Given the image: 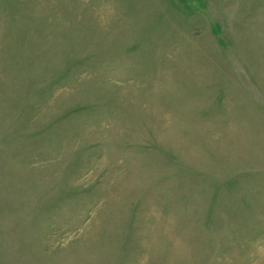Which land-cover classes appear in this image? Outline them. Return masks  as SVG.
Masks as SVG:
<instances>
[{
	"label": "rangeland",
	"instance_id": "obj_1",
	"mask_svg": "<svg viewBox=\"0 0 264 264\" xmlns=\"http://www.w3.org/2000/svg\"><path fill=\"white\" fill-rule=\"evenodd\" d=\"M0 264H264V0H0Z\"/></svg>",
	"mask_w": 264,
	"mask_h": 264
}]
</instances>
